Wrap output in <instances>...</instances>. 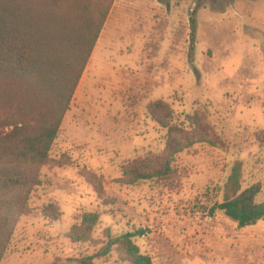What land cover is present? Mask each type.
<instances>
[{"label": "rangeland", "instance_id": "374dc122", "mask_svg": "<svg viewBox=\"0 0 264 264\" xmlns=\"http://www.w3.org/2000/svg\"><path fill=\"white\" fill-rule=\"evenodd\" d=\"M196 8L197 0L114 1L50 164L22 168L39 185L1 264H81L128 233L154 264H264V219L240 228L211 215L237 164L242 189L259 184L264 203V0L203 3L191 61ZM159 102L186 134L182 146L200 131L172 159L168 130L149 112ZM169 160L164 176L133 182ZM90 213L100 216L91 242L74 243L72 228ZM94 264L126 263L114 250Z\"/></svg>", "mask_w": 264, "mask_h": 264}, {"label": "trees", "instance_id": "16d2710c", "mask_svg": "<svg viewBox=\"0 0 264 264\" xmlns=\"http://www.w3.org/2000/svg\"><path fill=\"white\" fill-rule=\"evenodd\" d=\"M115 0H0V264L8 251L32 189L39 185L23 169L43 168L51 162L53 145L60 134L65 114L97 45ZM168 1V0H167ZM197 0L193 11L189 56L192 61L196 41V14L203 3ZM233 2V0H228ZM153 120L168 130L171 159L197 143L185 146L179 124L167 118V107L156 103L149 108ZM173 121V119H172ZM190 126L198 121L189 117ZM186 141V140H185ZM170 160L163 171L138 174L134 181L164 176L171 170ZM241 165L237 164L224 187L219 210L245 228L264 219V203H258L261 186L242 189ZM45 215L54 218L52 207ZM100 216L85 214L70 232L74 243L91 242ZM135 234L109 237L98 253L80 261L94 264L114 250L126 264H154L141 253Z\"/></svg>", "mask_w": 264, "mask_h": 264}]
</instances>
